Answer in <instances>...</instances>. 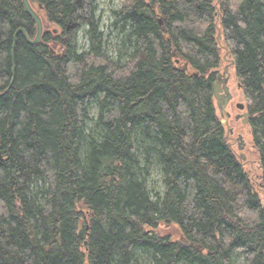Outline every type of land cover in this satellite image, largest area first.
I'll return each instance as SVG.
<instances>
[{"label": "trees", "instance_id": "16d2710c", "mask_svg": "<svg viewBox=\"0 0 264 264\" xmlns=\"http://www.w3.org/2000/svg\"><path fill=\"white\" fill-rule=\"evenodd\" d=\"M29 1L36 45L0 0V264H264V0H124L117 61L97 0ZM227 65L258 173L214 97Z\"/></svg>", "mask_w": 264, "mask_h": 264}, {"label": "rangeland", "instance_id": "374dc122", "mask_svg": "<svg viewBox=\"0 0 264 264\" xmlns=\"http://www.w3.org/2000/svg\"><path fill=\"white\" fill-rule=\"evenodd\" d=\"M123 2L124 0H97V17L100 23V32L103 35L105 52L109 57L113 58L116 61L119 59H125L127 57V53L131 51L128 50L129 43H127L128 41H126L127 33L122 30V24L115 25V22L117 21V19H119L117 13L122 9ZM79 45L81 49L88 48V38H86L83 34L81 35V39L79 40ZM220 71L222 72V69ZM230 71L232 73L231 67ZM230 87L234 98L228 106V111L234 117L236 113L240 112L236 108V104L238 102L244 103V96L241 89H239L238 82L234 78L233 74L231 75L230 79ZM95 117L96 111L95 109H93L91 118ZM230 124V126L235 129L236 133L239 132L243 135L247 143V147L243 151V154H245L246 156L245 161H247V165H245L249 166L254 170V172L256 171V173H258V154L255 149H252L254 148V146L249 125L247 126L243 125L241 122H235L233 118L230 120ZM240 154L242 153L238 152V155ZM253 170L251 171L253 172ZM160 185L162 186V177L160 171L156 170V167H154L151 175L150 187L152 190H155L154 188H158ZM170 229L175 231L174 226H171V228H167L166 230L162 229V231L165 233V231H169ZM239 263L241 264V260H239ZM235 264L238 263L235 262Z\"/></svg>", "mask_w": 264, "mask_h": 264}, {"label": "water", "instance_id": "95a60500", "mask_svg": "<svg viewBox=\"0 0 264 264\" xmlns=\"http://www.w3.org/2000/svg\"><path fill=\"white\" fill-rule=\"evenodd\" d=\"M23 5L27 11V13L34 19L36 25H37V34L35 36V38L31 39L29 37V35L27 34L26 30L23 28H20L16 35L18 33H22L23 36L25 37V39L32 45H36L40 42L43 33H44V23L43 20L41 18V16L38 14V12H36V10L32 7V5L30 4L29 0H22ZM225 5V1L221 2V8H223V6ZM188 68L187 65L184 66V68L182 69V71H186ZM230 65H227L223 72H219L218 73V78L215 81V83L213 84V92H214V97L217 103V106L219 108V111L221 113L222 116H230L231 114L229 112H227V107L228 104L230 103V101L233 99V94L231 92V87L229 85V80L231 77V72H230ZM197 75V74H196ZM4 95V94H2ZM0 95V96H2ZM237 107L240 110H244L245 109V105L243 103H238ZM248 112H244V114H239L236 116V119H239L240 117H245L244 123L247 124L248 123ZM223 123H228L227 119H223L222 120ZM230 129V128H229ZM231 132H233V129H230ZM243 138L240 137L239 140H241L239 143V148L242 149V143L244 144V140H242Z\"/></svg>", "mask_w": 264, "mask_h": 264}, {"label": "flooded vegetation", "instance_id": "af4514ba", "mask_svg": "<svg viewBox=\"0 0 264 264\" xmlns=\"http://www.w3.org/2000/svg\"><path fill=\"white\" fill-rule=\"evenodd\" d=\"M223 1V0H222ZM217 78H218V76H217ZM231 79V78H230ZM229 83H230V80H229ZM233 98H234V95H233ZM233 101V100H232ZM231 101V102H232ZM230 102V103H231ZM230 103L228 104V106L230 105ZM240 112L239 113H236L235 115H234V117L232 116V114L230 115V116H225L226 118H227V120H228V123H226V126H227V128H228V135H227V138L230 140V142H229V144L232 146V147H235L236 148V150H237V152H241L242 154H240L239 156H240V158L243 160V164H246V162L247 161H245L246 160V156H245V154H243V151L246 149V147H247V143H246V141H245V139H244V137H243V135L241 134V133H236V131H235V129L234 128H232L230 125V120L233 118L234 119V121L235 122H241L243 125H249V122H250V116H248V123L247 124H245L244 123V120H245V117H240L239 119H236V116L237 115H239V114H244V112H246V110H239ZM249 114V113H248ZM228 124H229V126H228ZM233 129V132H231L230 131V129ZM240 137H242L243 139L242 140H244V144L242 143V149H240L239 148V143H241L240 141L241 140H239V138Z\"/></svg>", "mask_w": 264, "mask_h": 264}, {"label": "bare ground", "instance_id": "6f19581e", "mask_svg": "<svg viewBox=\"0 0 264 264\" xmlns=\"http://www.w3.org/2000/svg\"><path fill=\"white\" fill-rule=\"evenodd\" d=\"M5 93V92H4Z\"/></svg>", "mask_w": 264, "mask_h": 264}]
</instances>
